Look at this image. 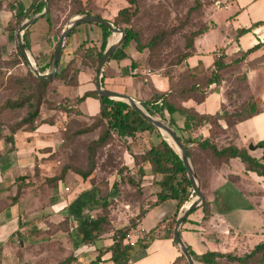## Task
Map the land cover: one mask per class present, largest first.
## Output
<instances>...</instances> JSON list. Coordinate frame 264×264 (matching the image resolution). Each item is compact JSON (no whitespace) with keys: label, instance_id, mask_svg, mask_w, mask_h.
<instances>
[{"label":"crops","instance_id":"0c3cea01","mask_svg":"<svg viewBox=\"0 0 264 264\" xmlns=\"http://www.w3.org/2000/svg\"><path fill=\"white\" fill-rule=\"evenodd\" d=\"M38 1L0 0L1 60L17 58L16 28L22 20L32 16L30 14L31 10ZM217 7L220 8L221 5H217ZM222 7L226 8V4ZM16 13L19 16H16ZM39 21H42L44 26L39 27L36 25ZM253 21V23H260L264 19ZM252 24L248 23L247 26L236 28L234 34H229L230 38L226 34L224 40H228V43H230L226 48L225 46H215L211 50H205L204 43H198L197 39L201 37L202 40L203 36L211 31L212 26L207 23L205 28L193 37L190 55L181 64L176 65L169 74H146L136 65L139 60L136 50L132 49L131 51L127 47L121 48L117 45L102 67V86L125 93L140 103L147 100L154 90L158 92L168 91L171 80L178 74L193 69L197 71L199 69L206 70L219 54H223L225 61L231 62L258 42L260 43L258 48L233 64L237 71L232 76L233 79L236 77L242 78L240 82L245 87L247 97H251L254 101L256 111L250 117L231 125L223 118L216 119L220 132L212 137L213 142L218 147L232 144L240 148L245 147L244 145L248 142L255 145L258 141L264 139V93L254 94L253 84L256 82L258 84L260 80L259 78L257 80L251 79L249 75L252 72L257 73L258 68L261 66L264 67V39L255 42L252 39L244 38L248 33H251V29L243 34H237L239 28H248ZM62 28V24L56 22L51 14L50 24L44 18L39 17L24 30L26 32L25 50L36 68L46 66L44 71L47 70L53 47ZM114 34L111 33V35ZM111 35L107 36L106 43L110 39L112 40ZM100 36L101 31L95 24L81 23L74 26L72 32L63 41L59 63L56 68L64 67L68 60L72 58L78 62L87 47H93L97 50L100 45ZM234 41L235 43H233ZM231 44L235 45L234 50L230 49ZM261 62L262 64H260ZM22 65V62H18L14 66ZM93 70L90 62L89 64L78 65L75 78L71 83H63L62 80L54 78L47 83V87H54V89L60 87L66 93L65 97L68 100H74V98L81 96L83 92L94 89ZM222 82H224V79H221ZM224 90L225 88L220 84L217 86L210 84L206 88L204 97L199 101H195L188 96L185 98L174 96L173 99L178 105L193 109L197 113L221 114L223 111H232L228 105V95ZM42 104L39 107L40 118H48L50 122L35 123L33 129H25V125H23L12 133L8 132L9 127L2 120V115L9 110L0 111V264H37L38 262L40 264H54L52 263V261L55 262L54 260H58L57 264H59L61 260L69 255L75 258V264H81L80 258L89 255L93 256V259L88 261L89 264H112L109 261L110 252L106 248L112 243L113 230L129 225V220L136 215L140 208H143L145 212L138 219L136 225L129 229L123 239V243L133 244L139 237L155 227L159 221L166 220L174 212L175 201L167 199L153 204L156 200L155 192L159 189L156 191V185H152V182L160 175L151 174L149 165L146 163L140 165L143 174L139 183L141 191L139 199L134 202L119 201L116 192L121 195L122 191L130 190L131 185L120 181V176L115 171H111L101 178L102 181L106 182L103 188L107 191V200L109 202L111 199L114 201V203H109L106 208L108 211V224L97 233V238L93 243L84 244L80 242L76 232L79 221L77 216L72 214L73 209L78 206L75 203L76 198L78 194L91 195L99 186L100 180L95 177L96 180L90 185V183L82 182L78 178L79 189L74 190V193L66 192L69 186H65L60 176H56L60 164L58 156L62 149L61 138L57 137L61 136L60 129L62 128V125H58V120L65 111L54 105L49 109H41ZM57 104L58 102L55 103V105ZM72 107L82 117L91 118L97 115L99 103L96 98L87 96ZM171 118L175 129L178 130L177 134L183 139L191 140L188 143L190 147L195 145L196 141L209 136L211 127L209 123L182 131L183 117L177 112H173ZM7 136H11V139L8 140ZM157 142L158 139L153 141L152 133L146 131L136 133L134 142L128 146H123L118 166L125 168L124 173L133 174L137 168L134 163V155L141 153L142 149ZM263 151V147H257L252 151L248 150V153L251 156L259 157ZM262 161H264V156ZM234 166L235 169L236 167L239 169V173L234 172ZM55 177L58 178L53 180ZM202 178L205 181L209 178L213 184L210 189L211 198L205 197L208 204V215L207 218L203 219V212L198 206L185 217L178 230L185 247L189 248L195 255H201L205 252H218L240 256L248 252L258 242H264V234L258 235L255 233L257 240L248 247L250 243L247 242L246 236L244 233L237 231L228 216L235 215L237 210L232 207L226 208L227 206L224 203L227 202L230 205L231 196L229 195L232 194V191L227 190L226 195L219 192L220 187L226 186L224 183L231 182L230 184H233L245 198L247 205L253 208L256 206L261 211L264 209L263 196L260 197L259 202L254 204L249 199L253 189L238 184H243L246 181H249L250 184L251 181L259 182L264 177L245 170L243 164L237 158H231L226 162H218L217 164H211L207 160V164L202 169ZM72 180L75 181V178L70 171L65 174L64 182L71 185ZM64 187H67V190H64ZM261 195H263L262 191ZM147 200L148 203H146ZM98 210L90 207L86 210L87 217H92ZM65 211L69 213L67 225L63 224ZM72 215L76 216V219H73ZM75 221H77V224L71 226V222L74 223ZM62 225L68 226V229H61ZM162 226L161 224L156 227V238L147 242L144 249L136 250L134 247L128 264H171L173 261L174 264H183L177 260L179 251L171 240L161 238L162 234H157L163 232ZM73 227H76L74 231L76 235L71 236L72 238L61 236L68 232L71 234ZM49 228H52V230H49ZM21 236L28 237L29 242L24 244L19 241V246H17L16 241ZM5 248L11 251V255L7 258L3 252ZM97 255H99V262L94 263L93 260ZM214 260L217 264H238L224 258ZM196 264L205 263L196 261Z\"/></svg>","mask_w":264,"mask_h":264},{"label":"trees","instance_id":"16d2710c","mask_svg":"<svg viewBox=\"0 0 264 264\" xmlns=\"http://www.w3.org/2000/svg\"><path fill=\"white\" fill-rule=\"evenodd\" d=\"M125 1L128 4H131L134 3L135 0ZM46 3L47 12L41 15V17L50 24V15L52 14L53 16L51 7L52 1L46 0ZM127 7L128 6L122 7L116 11L114 20L112 21V24L115 27H120L121 23L125 25L129 23L131 13L129 12ZM42 8L43 4L39 0L34 5L30 14L33 15L35 13H38ZM84 13L92 14L85 8H80L76 11V14ZM15 15L19 16L17 13ZM256 24H258V22L253 23L248 28H239L237 34L239 35L250 31L251 27ZM95 25L101 31L100 45L97 50L93 47L86 48L81 59H79L78 62L73 58L69 59L64 67H60L59 69L56 68L55 73L48 78L37 79L27 67L25 77L18 78L16 80L17 84H20L25 79L28 80V85L29 87H31V89L29 93H18L14 99L6 98L0 104V111L4 109H8L9 111L20 109L24 110L19 120L9 126L8 132L12 133L14 130L22 127L23 125H25V129H33L35 127V123L50 122L48 121V118H40L39 115V107L44 102L47 83L54 78H58L66 83H71L75 78V72L78 65L80 66L86 63L89 64L90 62L91 67L95 68L100 53L106 44V38L110 33L109 30L102 25ZM123 29L126 32V36L125 39L119 44V47L125 48L128 42L133 41V48L136 51H141L143 49V45L140 44L134 30L130 27H124ZM72 30L73 28L70 30L69 34L72 32ZM200 31L201 29L197 30L196 32L191 34L190 38L187 39L184 44L185 52L181 54L180 57H178L177 63H175L176 65L181 64V62L190 55L193 37L200 33ZM69 34L67 35V37L69 36ZM25 36L26 32L24 31V33L22 34V40L23 45L26 48ZM151 44L152 42H148L146 46L149 47ZM259 45L260 43L257 42L256 44L242 52L239 57L235 58L231 62L225 61L223 54H219L213 60L212 65L206 70L199 69L197 71L193 69L180 74L179 77L176 76L173 80H171L168 91L158 92L154 90L147 100L140 102V105L147 114L160 118L170 128H172L175 133H177L178 130L175 129L173 119L171 118V114L173 112H177L183 117V124L181 127L182 131L190 130L191 127H195L204 123H209L210 126H212L211 121H213L215 127L218 128V125L216 123V119L218 118L225 119V121L229 125H231L239 120L250 117L256 111L255 103L254 101H252L251 97H247V99H245V101H243L237 109H233L231 112L223 111L221 114L197 113L193 109L178 105L173 97L177 96L179 98H185L188 96L192 97V99H194L195 101H199L204 97L208 85H217L220 82L224 69L242 60L245 55L258 48ZM16 55L17 58L15 57L16 60L13 61V64L22 62V64L26 66L19 51L17 50V47ZM58 63L59 60L57 61V66ZM45 67H37V69L39 72H43ZM87 96L94 97L98 100V113L97 115L91 117L92 121L87 128L74 130L73 134L78 135L97 128L99 129V132L97 133L96 137L92 139L86 146V163L84 168L77 169L76 167H72V171H74V173L82 182H88L91 185L93 183L92 180L94 178L95 168L94 153L97 149H100L104 145L116 140L117 142H122L125 146H128L129 144L134 142L136 133L144 131L149 133L155 132L158 137V142L155 144H150L147 148L142 149L141 153H137L134 155V163L135 165H137V168L135 169V172L133 174H128L127 172L124 173L125 168L117 166L116 173L120 176V181L131 185L130 190L122 191V195L124 194L126 196H129V194H131L130 196H134L133 199H125L126 201L134 202L135 200L139 199L141 195L139 183L141 180L140 177L143 174L140 165L146 163L149 165V171L151 174H159L161 176L159 181V190L155 192L156 200L155 202H153V204L160 203L167 199H172L175 201L174 212L170 216H168L166 220L162 219L161 221H159L155 227L139 237L133 244L123 243V239L126 237L129 229L136 225L138 219L145 212L143 208H140L136 215L129 220V225L113 230V233L111 235L112 243L106 248V250L110 252L109 261H111L112 264H128L134 247L136 248V250L144 249L147 245V242L156 238L155 229L161 224L163 225V234L161 238L170 239L172 244L176 247V243L172 239V227L175 223V217L178 213L179 208L184 203L188 202L193 194L190 190L189 181L186 177L184 167L175 149L173 148L171 143H169L162 135H160L151 124L143 120L125 102L117 99L99 97L97 96L96 91L93 89L90 91H85L81 96L74 98L75 104L79 103ZM55 106L65 112L73 108L71 105H64L62 103H58ZM75 112L77 113L76 109ZM212 133L213 130L210 127L209 136L202 138L200 141H196L195 145L191 147L188 146V143L191 140L183 139L180 135L177 134L186 151L187 157L195 172V176L199 181V185L202 184V169L207 164V160L211 164H217L218 162H226L231 158H237L243 164L245 170L254 172L257 176L264 177V161H262L264 151L261 156L254 157L248 153L246 147L238 148L232 144L218 147L212 140V137L214 136V134L212 135ZM7 138L8 140H10L11 136H7ZM255 145L264 148V139L258 141ZM60 175H58V177ZM58 177L53 178V180L57 179ZM99 183L100 185H106V182L102 181V179ZM98 189L99 186L92 193L93 204L99 205L98 212L94 213L92 217L81 219L76 228L79 241L84 244L93 243L97 238V233L105 225L108 224V211L106 208L109 204V201L107 200V198H104V195H107V191H105L106 189H104V195L101 196ZM17 194L15 195V197L17 196ZM207 205V201L203 197V201L200 205V208L203 212V219L207 218L208 215ZM77 207L76 210H78ZM186 249L193 260L205 264H217V262L214 260L216 258H224L228 261H235L238 264H250L252 260L258 258L264 261V242H258L248 252L240 256L221 254L218 252H205L201 255H195L189 248L186 247ZM177 260L181 261L183 264H186L183 256L180 253ZM93 262H99V255L95 257ZM59 264H75V258L69 255L65 259L61 260ZM171 264H174V261Z\"/></svg>","mask_w":264,"mask_h":264},{"label":"rangeland","instance_id":"374dc122","mask_svg":"<svg viewBox=\"0 0 264 264\" xmlns=\"http://www.w3.org/2000/svg\"><path fill=\"white\" fill-rule=\"evenodd\" d=\"M51 1L53 18L56 22L62 24V26H64V24L71 17L77 15L76 11L80 8H85L92 14H97L101 18H104L112 23L116 11L122 7L128 6L127 8L131 13V16L129 18L130 21L127 25L121 23L120 27L118 28L123 29L124 27H130L136 33L140 44L143 45V49L141 51H136L138 53L139 59L136 62V65L139 66L140 70L145 71L146 74H169L170 71H173L174 67H176L175 63H177L178 57H180V55L185 52L184 44L187 39L190 38L191 34L196 32L197 30L204 29L207 23L212 26L211 31L206 33V35L203 36L202 40L201 37H199L197 40L198 43H204L205 50H211L215 46H225V48L227 45L229 46L230 43H228V40H224L225 36L227 34L228 38H230L229 34H234V30L236 28L247 26L248 23L252 24L254 22L253 20L255 19H264V0H135L134 3L131 4H128L125 0ZM215 1H219L220 3L216 4ZM225 4L226 8H223L222 5ZM217 5H221V7L218 8ZM36 25L41 27L42 25L44 26V23H42V21H39ZM250 32L251 33H248L244 38L252 39L255 42L257 40L264 39V21L252 26ZM109 34L111 35V33ZM111 36L112 41L117 38L116 34ZM148 42H152L149 47L146 46ZM233 43H235V41ZM126 47L132 51V49H134L133 41L128 42L125 48ZM230 49L234 50L235 45L231 44ZM14 60H16L15 57L5 60L0 59V104L6 98L14 99L18 93H29L31 89V87H29L28 85V80L26 79L23 80L20 84L16 83V80L18 78L25 77L27 66L22 65L15 67V64H13ZM260 64H262V62ZM93 69L94 68H92V70ZM236 71L237 70L234 65L227 67L222 72L221 79H224V82L221 83L220 80V82L218 83L220 84V86L225 88L224 92H226L228 95V105L232 110L237 109L247 97L245 87L243 83L240 82V79L242 78L236 77L235 79H233L234 77H232L236 73ZM138 74L140 73L138 72ZM177 76L179 77L180 74H178ZM249 76H251V79L257 80L259 78L260 80L258 84L257 82L253 84L254 94L259 95L261 92L264 93V67L261 66L260 68H258L257 73L252 72ZM65 94L66 93L64 92V90L60 89V87L54 89V87L51 88L46 86L44 102L41 109H49L53 105L55 106V103L57 102L64 105L75 106L74 100H68L65 97ZM23 112L24 110L22 109L7 111L2 115V120L9 127L11 124L19 120ZM66 113L64 112L65 115H61L58 120V125H62V128L60 129L61 136L59 135L57 137L61 138L60 144L62 145V149L60 155L58 156L60 164L56 176L60 175L61 173V181L65 186H69L68 191L66 192L74 193L75 191H77V189H79V179L71 168H84L86 163V146L92 139L96 137L99 129L97 128L91 131H87L86 133L75 135L73 134L74 130L87 128L92 119L82 117L81 115H79V113L75 112V108H71ZM152 117H155L162 121L157 116ZM211 125V128L213 130L212 135H218L220 130L215 127L213 121H211ZM163 137L167 139L164 135ZM152 139L153 141H157L158 139V137L155 135V132H152ZM250 144L251 142H248L244 145L247 150H249L248 146ZM251 145L255 146L250 149L251 151L258 147L254 144ZM123 146L124 143L119 141L117 142L116 140L104 145L102 148L95 151L94 178L92 180L93 183L96 180L95 177L101 180V178L109 172H116V168L120 163L119 157L121 155ZM236 162L238 161L236 160ZM70 171L74 174L75 178V181H71L73 182L71 185L68 184V182H64L65 174H68ZM234 172L239 173V169H237L236 167ZM159 181L160 176L152 182V185H156V191L159 189ZM197 183L199 185L198 180ZM230 183L231 182L224 183L226 184V186L224 185L220 187L219 192L226 195L227 190L230 189L232 191V194L229 195L231 196L230 205L227 202L224 203L225 206H227L226 208L232 207L237 211L235 215L228 216L230 217V220L236 227L237 231L239 233H244L247 242L250 243L248 244V247H250L251 245H253L252 243L257 240V238L255 237V233H257L258 235H261V233L264 234V209L260 211L258 208H256V206L255 208H253L252 206L247 205L248 203H246L245 198L240 194L238 189ZM238 185L253 189L252 194L249 195V199L254 204L259 202L260 197L263 196L264 206V178L260 179L259 182L251 181L250 184L249 181H246L245 183ZM102 186L104 185H100L99 183L98 191H100L101 196L104 195L105 189ZM212 186L213 184L209 178L208 180L206 179V181L205 179H202V184L199 185V190L202 197L211 198L212 195L210 193V189L212 188ZM260 190L263 192V195H261ZM130 195L131 194H129V196H126L124 194L120 195L116 192V197L118 196L117 198L119 201H123L127 198L133 199L134 196ZM104 198H107V195H104ZM192 198L193 196H191L190 200ZM148 202L149 201L147 200L146 203ZM75 203L78 205V210L73 209L72 214L77 216L78 221L87 218L86 210L90 209V207H93L97 210L99 209V205H95L92 202V194H89L88 196L85 194H78ZM109 203H114V201L111 199ZM68 214V211L64 212L63 224L67 225V223L69 222ZM76 216L72 215V218L76 219ZM79 223L80 222H78V224ZM74 224H77V221H75L74 223L71 222L70 225L74 226ZM75 228L76 227H73L72 231L70 232L72 235L68 232L67 234H63L61 236L72 238L71 236L76 235V232H74ZM61 229H68V226L62 225ZM49 230H52V228H49ZM157 234L160 235L163 234V232H158ZM61 240L64 241L62 238ZM19 241L24 244H28L29 238L21 236L18 241H16L17 246H19ZM3 252L6 258L7 256L11 255V251L8 248H5ZM91 259H93L92 255H89L88 257L82 256L80 258V261L81 264H89L88 261ZM54 261L55 262L52 261V263H58V260ZM37 264L40 263L38 262ZM250 264H264V261L258 258L252 260Z\"/></svg>","mask_w":264,"mask_h":264},{"label":"water","instance_id":"95a60500","mask_svg":"<svg viewBox=\"0 0 264 264\" xmlns=\"http://www.w3.org/2000/svg\"><path fill=\"white\" fill-rule=\"evenodd\" d=\"M38 1V0H36ZM43 4V8L40 12L22 20L19 25L16 28L15 32V40H16V47L19 51L22 59L24 60L26 66L29 68V70L32 72V74L37 79H45L49 76L53 75L56 70L57 61L59 60V56L62 49V44L64 39L69 34L70 30L81 23H90V24H98L102 25L106 29L109 30L110 33L117 34V38L112 41L109 40L103 50L100 53V56L97 60V63L95 65V68L93 70V85L94 90L96 91L97 96L99 97H106L110 99H117L125 102L127 105H129L143 120L151 124L155 130H157L160 135H164L169 143H171L174 146V149L179 156L181 163L184 167L186 177L189 181L190 190L193 194V198L187 202V204L182 205L180 212L175 217V223L172 227V239L176 243V247L179 251V253L183 256L186 264H196V261L192 259L189 252L187 251L185 245L183 244L180 235H179V226L183 222L184 218L195 208L201 205L203 201V197L199 190V185L196 180L195 173L192 169V166L190 164V161L187 157L186 151L179 140L177 134L173 131L172 128H170L167 124L163 123L159 119L150 116L146 113V111L142 108L140 103L136 100H134L132 97L125 93L117 92L111 89L104 88L101 85V70L105 62L107 61L108 57L112 53L113 49L120 44L124 39L126 32L123 29L115 27L111 22L108 20L101 18L95 14H77L71 17L63 26V28L60 31V34L56 40V43L53 47L51 58L47 67V70L43 72H39L38 69L35 67L31 59L29 58L25 47L23 45L22 40V34L24 30L37 18L41 17L44 13L47 12V3L46 0H40ZM253 145H249L248 149H252ZM21 244V243H20Z\"/></svg>","mask_w":264,"mask_h":264},{"label":"built area","instance_id":"2783aa9c","mask_svg":"<svg viewBox=\"0 0 264 264\" xmlns=\"http://www.w3.org/2000/svg\"><path fill=\"white\" fill-rule=\"evenodd\" d=\"M216 4H219V1H215ZM64 190H67V187H64Z\"/></svg>","mask_w":264,"mask_h":264},{"label":"bare ground","instance_id":"6f19581e","mask_svg":"<svg viewBox=\"0 0 264 264\" xmlns=\"http://www.w3.org/2000/svg\"><path fill=\"white\" fill-rule=\"evenodd\" d=\"M187 204V203H186Z\"/></svg>","mask_w":264,"mask_h":264}]
</instances>
